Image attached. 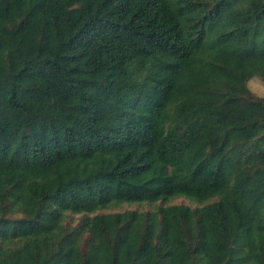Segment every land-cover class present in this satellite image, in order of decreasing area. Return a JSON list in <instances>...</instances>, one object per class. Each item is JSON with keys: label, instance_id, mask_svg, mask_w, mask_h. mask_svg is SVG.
I'll list each match as a JSON object with an SVG mask.
<instances>
[{"label": "trees", "instance_id": "1", "mask_svg": "<svg viewBox=\"0 0 264 264\" xmlns=\"http://www.w3.org/2000/svg\"><path fill=\"white\" fill-rule=\"evenodd\" d=\"M255 77L264 0H0V264H264Z\"/></svg>", "mask_w": 264, "mask_h": 264}, {"label": "rangeland", "instance_id": "2", "mask_svg": "<svg viewBox=\"0 0 264 264\" xmlns=\"http://www.w3.org/2000/svg\"><path fill=\"white\" fill-rule=\"evenodd\" d=\"M249 87L257 95H259V96L264 95V84L258 77H255L252 80H250ZM170 203L171 204L184 203V204H188V205H192V206L197 205L194 201H192L186 197H177V198L173 199ZM153 207L154 206H152L151 204H148V203H140V204H124L121 207H119V209L120 210H125V209L148 210V209H152Z\"/></svg>", "mask_w": 264, "mask_h": 264}, {"label": "clouds", "instance_id": "3", "mask_svg": "<svg viewBox=\"0 0 264 264\" xmlns=\"http://www.w3.org/2000/svg\"><path fill=\"white\" fill-rule=\"evenodd\" d=\"M259 98V97H258Z\"/></svg>", "mask_w": 264, "mask_h": 264}]
</instances>
